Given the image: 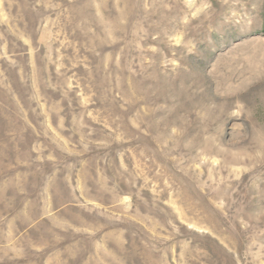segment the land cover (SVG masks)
Masks as SVG:
<instances>
[{
    "label": "rangeland",
    "instance_id": "374dc122",
    "mask_svg": "<svg viewBox=\"0 0 264 264\" xmlns=\"http://www.w3.org/2000/svg\"><path fill=\"white\" fill-rule=\"evenodd\" d=\"M0 264H264V0H0Z\"/></svg>",
    "mask_w": 264,
    "mask_h": 264
}]
</instances>
